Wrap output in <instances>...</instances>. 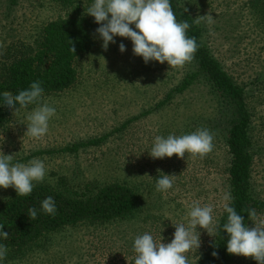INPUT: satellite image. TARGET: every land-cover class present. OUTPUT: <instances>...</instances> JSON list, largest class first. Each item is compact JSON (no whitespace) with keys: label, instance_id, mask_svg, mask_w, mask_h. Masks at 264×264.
Masks as SVG:
<instances>
[{"label":"rangeland","instance_id":"rangeland-1","mask_svg":"<svg viewBox=\"0 0 264 264\" xmlns=\"http://www.w3.org/2000/svg\"><path fill=\"white\" fill-rule=\"evenodd\" d=\"M79 10L56 0H0V50L34 43L51 22L84 16L94 22V45L76 62L78 79L69 89L44 95L56 107L47 134L35 140L25 136L26 115L21 109L0 130V151L15 154V160L44 161L45 181H61L77 188L118 182L131 186L140 196L138 211L129 218L99 224H82L47 235L32 248L5 259V264H134L133 241L145 231L157 242L169 243L173 224L188 223L187 213L199 203L213 206L214 225L210 234L200 232L201 245L189 254L197 264L200 254L214 240L216 226L229 196L231 156L224 130L229 122L221 115L218 99L203 82L176 94L162 104L180 84L187 65L170 67L167 62L147 65L135 56L132 42L117 36L107 50L96 34L99 27L87 15L92 0H77ZM201 21L205 40L224 68L243 85H248L247 103L253 114L256 156L253 169L256 195L264 200V27L250 8V0H187ZM134 28L135 26L132 25ZM126 45L121 53L119 44ZM206 127L213 134V149L203 158L153 159L148 152L157 135H182ZM106 137L98 146L78 152L63 151L75 144ZM175 174L173 188L155 190L157 170ZM151 176V177H150ZM17 194L13 187L0 188V204ZM264 220L258 215L249 228ZM233 264H257L250 257L235 256Z\"/></svg>","mask_w":264,"mask_h":264},{"label":"trees","instance_id":"trees-1","mask_svg":"<svg viewBox=\"0 0 264 264\" xmlns=\"http://www.w3.org/2000/svg\"><path fill=\"white\" fill-rule=\"evenodd\" d=\"M79 10L77 0H56ZM187 0H171L172 9L178 21H188L189 37H195L198 49L191 62L186 63L184 78L168 94L164 103L176 94L184 93L198 82H203L218 99L219 110L229 122L224 130L226 147L231 156L229 175V206L241 214L250 226L253 220L264 214V200L256 195L253 169L256 156L253 131V114L247 103L248 85L240 84L224 68L205 40V29L195 23L196 16ZM250 8L264 27V0H250ZM95 25L84 16L66 17L49 23L34 43L13 45L0 50V91L12 95L30 87L33 81H40L44 95L59 93L71 88L78 79L76 62L80 56L93 48ZM74 47L75 52L72 51ZM10 111L0 107V130L8 121ZM106 137L90 140L64 148L75 153L83 147L98 146ZM53 196L56 214L40 211L41 201ZM141 204L140 196L129 185L105 182L98 186L77 189L67 181L57 186L37 183L28 196L15 194L0 204V223L9 236L0 240L7 246V257L24 253L47 235L68 227L82 224H99L132 217ZM35 207L38 215L30 219L28 210ZM248 209H255L257 216L251 221ZM224 212L216 226L212 245L203 251L197 264H233L236 255L226 250L227 233L222 225L226 222ZM213 251L218 255L214 257Z\"/></svg>","mask_w":264,"mask_h":264},{"label":"clouds","instance_id":"clouds-1","mask_svg":"<svg viewBox=\"0 0 264 264\" xmlns=\"http://www.w3.org/2000/svg\"><path fill=\"white\" fill-rule=\"evenodd\" d=\"M87 15L94 17L99 27L95 30L102 41V48L107 50L110 44L116 43L117 36L128 38L132 42L135 56L142 57L144 63L156 61L172 67H181L194 59L198 49L195 37H189L188 21H178L171 6V0H92L87 8ZM213 17L209 15L193 19L195 23L204 21L211 24ZM132 25L135 27L133 28ZM119 50L126 52V45L121 42ZM72 51L75 52L74 47ZM31 110L27 113L25 136L35 140L43 138L49 130V122L56 114V107L44 99V88L40 81H33L30 87L12 95L8 91H0V107L13 112L16 116L21 109ZM213 149V134L206 127L193 132L166 137L155 136L148 152L153 159L171 158L174 155L184 158L190 154L193 158H203ZM15 154L0 151V188L13 187L18 196H28L37 183L45 181L46 165L40 158H32L27 162L15 160ZM155 190L166 193L173 188L175 174H165L157 170ZM151 177V176H150ZM231 199L230 195L225 200ZM40 211L55 215L57 208L53 196L49 195L41 201ZM226 222L222 229L227 233L226 250L231 255L250 257L257 264H264V220L254 223L249 228L244 218L234 207L225 203ZM38 210H28L30 219H35ZM257 216L255 209H248V217L252 221ZM188 223L173 224L175 231L167 244L157 242L153 234L145 231L133 241L135 253L134 264H189L188 254L201 245L199 228L210 234L214 225L213 206L194 204L187 213ZM0 223V240L7 239L9 234ZM216 257L218 253L213 251ZM7 246L0 242V264H5Z\"/></svg>","mask_w":264,"mask_h":264}]
</instances>
